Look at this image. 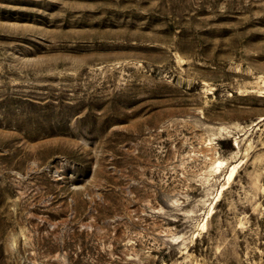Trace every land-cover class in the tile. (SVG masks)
I'll use <instances>...</instances> for the list:
<instances>
[{
  "label": "rangeland",
  "instance_id": "rangeland-1",
  "mask_svg": "<svg viewBox=\"0 0 264 264\" xmlns=\"http://www.w3.org/2000/svg\"><path fill=\"white\" fill-rule=\"evenodd\" d=\"M0 264H264V0H0Z\"/></svg>",
  "mask_w": 264,
  "mask_h": 264
}]
</instances>
